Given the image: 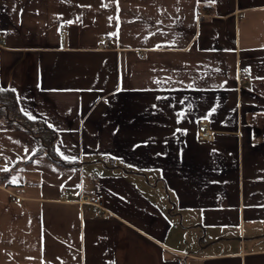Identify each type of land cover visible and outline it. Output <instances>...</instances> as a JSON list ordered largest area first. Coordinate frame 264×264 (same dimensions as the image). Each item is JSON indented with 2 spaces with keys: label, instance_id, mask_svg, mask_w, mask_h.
<instances>
[{
  "label": "crops",
  "instance_id": "1",
  "mask_svg": "<svg viewBox=\"0 0 264 264\" xmlns=\"http://www.w3.org/2000/svg\"><path fill=\"white\" fill-rule=\"evenodd\" d=\"M0 29L54 132L0 117V264H264V0H0Z\"/></svg>",
  "mask_w": 264,
  "mask_h": 264
},
{
  "label": "trees",
  "instance_id": "2",
  "mask_svg": "<svg viewBox=\"0 0 264 264\" xmlns=\"http://www.w3.org/2000/svg\"><path fill=\"white\" fill-rule=\"evenodd\" d=\"M1 116L6 118L8 123H10L12 126L35 134L37 137L44 140L46 144L49 143V140L45 134L50 132L52 137L54 136V132L48 129L40 121L29 119L22 113L18 104V100L12 91H0V117ZM50 156L60 164L70 165V163L61 160L52 151H50Z\"/></svg>",
  "mask_w": 264,
  "mask_h": 264
},
{
  "label": "built area",
  "instance_id": "3",
  "mask_svg": "<svg viewBox=\"0 0 264 264\" xmlns=\"http://www.w3.org/2000/svg\"><path fill=\"white\" fill-rule=\"evenodd\" d=\"M6 39H7V32L5 30L0 29V44H2ZM111 39L112 37H108L106 42L102 45V47L108 48V43L109 41H111ZM136 53L140 56V58L145 57V53H142L140 50H137ZM240 77H242V79L245 80L250 79V75L243 70L240 71ZM200 124L201 126H205V121L204 120L200 121ZM211 137L212 134L208 129H203L199 134L200 139H209ZM25 192L26 189L23 187H20L16 190H10V193L14 197L16 203H20L24 199L23 195ZM103 199H104V195L98 191H86L83 193L78 203L82 205L86 204V205L101 206L103 203Z\"/></svg>",
  "mask_w": 264,
  "mask_h": 264
},
{
  "label": "snow or ice",
  "instance_id": "4",
  "mask_svg": "<svg viewBox=\"0 0 264 264\" xmlns=\"http://www.w3.org/2000/svg\"><path fill=\"white\" fill-rule=\"evenodd\" d=\"M197 2L199 3V0H197ZM68 23H72V21H69ZM4 89L3 88H0V91H3ZM13 91H15L14 89H13ZM27 114V113H26ZM29 118L30 119H35L34 117H32V116H29ZM67 159V158H66ZM4 171H8V169H3ZM11 183H16V180L15 179H13L12 181H11Z\"/></svg>",
  "mask_w": 264,
  "mask_h": 264
}]
</instances>
